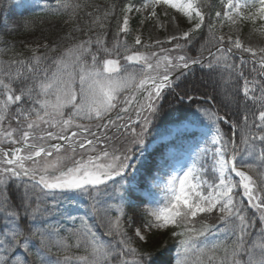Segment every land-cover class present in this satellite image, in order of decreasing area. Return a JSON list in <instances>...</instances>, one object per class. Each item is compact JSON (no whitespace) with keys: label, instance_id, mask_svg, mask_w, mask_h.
Here are the masks:
<instances>
[{"label":"snow or ice","instance_id":"1","mask_svg":"<svg viewBox=\"0 0 264 264\" xmlns=\"http://www.w3.org/2000/svg\"><path fill=\"white\" fill-rule=\"evenodd\" d=\"M88 7L87 0L43 6L74 26L82 13L90 18L87 28L76 27L81 38L67 34V45L27 44L25 56L0 39V264H156L138 245L161 230L177 238L175 264H264V47L239 35L245 24L264 32V0H129L111 42L106 25L117 5H91L95 15ZM134 12L165 31L179 26L177 16L187 26L148 42L136 34L130 45ZM22 27L31 30L27 20ZM190 47L197 55L187 54ZM194 65L210 79L216 74L221 102L237 106L235 120L199 107L187 116L197 99V86L185 84ZM166 90L187 117L170 135L212 121L211 148L201 149L212 154L211 171L193 161L175 172L163 156L147 162V149L170 138L148 140ZM220 122L231 130L227 138ZM159 188L166 202L148 206L158 203ZM141 207L130 235L126 209ZM214 213L217 223L202 219ZM98 216L106 239L89 223ZM214 230L221 235L209 242Z\"/></svg>","mask_w":264,"mask_h":264},{"label":"trees","instance_id":"2","mask_svg":"<svg viewBox=\"0 0 264 264\" xmlns=\"http://www.w3.org/2000/svg\"><path fill=\"white\" fill-rule=\"evenodd\" d=\"M103 7L106 6V4H102ZM100 8V6H99ZM101 9V8H100ZM89 12H94V10H87ZM102 11V9H101ZM95 15V12H94ZM89 17L84 15L83 13L78 18L77 25L74 26L72 23H65L67 20V17H51V20H35L31 19L30 22V31H25L22 27V24H19V26L8 33V31L1 32L2 38L4 41H7L8 44L13 45V43H16L19 45L21 50L23 52H27L28 49L25 47L27 44H38V43H59L62 45H67L69 43L67 34L69 32L72 33V35L79 34L81 31L76 30V27L79 28H87ZM15 51L19 52L17 49ZM43 51V50H42ZM7 58V57H6ZM199 88H202L201 85L198 86ZM206 88V87H203ZM207 89V88H206ZM215 100L222 99L223 93L221 91L216 90L215 91ZM220 105L223 106L224 103L220 102ZM136 215V212L132 211L130 208L127 209V216L129 219L134 218ZM129 219H126V224L129 222ZM170 233V232H169ZM166 234H162L161 232H157L153 234L147 241L146 244H144V248L156 252V255L161 253V244H163L164 238ZM167 246L165 247V251L171 250V240L170 236L165 243ZM163 246V245H162Z\"/></svg>","mask_w":264,"mask_h":264},{"label":"rangeland","instance_id":"3","mask_svg":"<svg viewBox=\"0 0 264 264\" xmlns=\"http://www.w3.org/2000/svg\"><path fill=\"white\" fill-rule=\"evenodd\" d=\"M158 14L161 15V18H163L162 15V10H158ZM170 14L171 15H175L174 10H170ZM145 15H147V13L141 14V13H137L134 12L132 14H130V21H129V26L131 29V32L134 33V35L136 34H140L142 37V40L145 42L149 41V38H151L152 40H155L157 38L160 39H164L167 35L173 33V32H179L181 30V28H186V21H184L181 17H176V23H178V27L175 26L174 23H169V27L168 30L165 31L164 29H158L157 27H154L153 25L157 24L156 21H147L145 20ZM255 27L257 26H253L251 24H245L241 27V30L239 32L240 38L242 39V41H244L246 44H251L253 47H264V32H260V31H256ZM183 29V30H184ZM229 29L226 27L225 28V32H227ZM214 80V77H212L211 79H207V81L211 82ZM207 83V82H206ZM211 153V152H210ZM210 163H209V167L212 166L213 160H212V154L210 155ZM180 172V171H178ZM160 190L162 191H166L163 188H160ZM165 196H163V203L160 204L159 206H163V204L165 203Z\"/></svg>","mask_w":264,"mask_h":264}]
</instances>
